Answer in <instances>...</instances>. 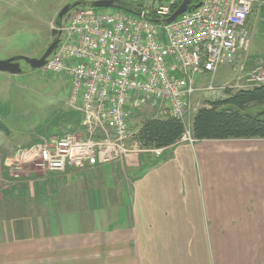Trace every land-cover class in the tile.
Wrapping results in <instances>:
<instances>
[{"label": "crops", "instance_id": "obj_1", "mask_svg": "<svg viewBox=\"0 0 264 264\" xmlns=\"http://www.w3.org/2000/svg\"><path fill=\"white\" fill-rule=\"evenodd\" d=\"M19 146L0 144V264H264V139L180 140L69 179L12 174Z\"/></svg>", "mask_w": 264, "mask_h": 264}, {"label": "built area", "instance_id": "obj_2", "mask_svg": "<svg viewBox=\"0 0 264 264\" xmlns=\"http://www.w3.org/2000/svg\"><path fill=\"white\" fill-rule=\"evenodd\" d=\"M145 1L135 3L133 12L82 7L57 29L61 40L43 70L67 75V103L79 113L80 129L19 148L18 164L64 172L133 161L139 154L160 158L165 148L142 147L136 139L133 119L145 109L153 117L181 119L186 125L181 140L196 141L191 120L209 105L198 107L195 98L220 91L218 68L249 51L247 19L256 0H202L171 22L166 20L183 0ZM197 76L209 80L200 84ZM258 80L256 85L264 83V77Z\"/></svg>", "mask_w": 264, "mask_h": 264}, {"label": "rangeland", "instance_id": "obj_3", "mask_svg": "<svg viewBox=\"0 0 264 264\" xmlns=\"http://www.w3.org/2000/svg\"><path fill=\"white\" fill-rule=\"evenodd\" d=\"M95 1L97 0H0V60L14 58L20 66V72L16 74L0 71V119L9 131L8 136L1 132L0 144H9L10 148L15 149L17 145L20 148L28 144L32 137L39 134L41 136L37 137L38 140L50 135L60 136L69 131L65 126L68 119H71V113L76 112L67 103L71 93V82L67 75L48 74L43 67L33 68L19 57L39 58L56 39L54 31L60 26L68 25L77 9L92 7ZM123 2L132 10H136L135 3L147 5L145 0H114L115 6H123ZM75 3L78 6L73 7ZM65 7H70V10L60 17ZM247 27L251 41L249 51L238 57L233 64L223 65L231 73L227 79L219 81L215 73V84L221 87L220 97L225 95L226 89L251 88L259 83V77H264V0L255 1L253 11L247 19ZM227 69L224 74H228ZM207 80L209 77H204L203 82L206 83ZM200 102V105L196 104L198 107L206 101ZM263 109L264 104L248 107L251 112ZM153 116L148 109L138 112L133 119L134 129H138L145 118ZM74 126L70 131L80 129V126ZM52 128L60 132L48 133L53 131ZM36 130L43 133L38 134ZM35 167L34 163H17L12 165L11 172L14 175L40 174ZM79 173L87 174V171ZM54 174L69 179L76 173L69 171Z\"/></svg>", "mask_w": 264, "mask_h": 264}, {"label": "trees", "instance_id": "obj_4", "mask_svg": "<svg viewBox=\"0 0 264 264\" xmlns=\"http://www.w3.org/2000/svg\"><path fill=\"white\" fill-rule=\"evenodd\" d=\"M201 1L192 0L191 6L195 7ZM117 7L133 12V8L126 7L124 2L123 6L118 4ZM256 104H264V83L247 89H226L224 98L209 101V107L197 110L191 121V135L196 140L264 139V109L248 111L249 106ZM0 130L8 131L1 121ZM185 131L186 125L181 119L147 117L141 122L136 139L142 147L167 148L179 142Z\"/></svg>", "mask_w": 264, "mask_h": 264}, {"label": "water", "instance_id": "obj_5", "mask_svg": "<svg viewBox=\"0 0 264 264\" xmlns=\"http://www.w3.org/2000/svg\"><path fill=\"white\" fill-rule=\"evenodd\" d=\"M192 0H183L181 4L177 7L175 12L166 20V22H171L184 12H186L190 8ZM78 6V3H75L73 7ZM93 7H99V8H114L115 6L114 0H97L92 3ZM200 6V3L197 4V7ZM70 10V7H65L62 12L60 13V17H62L65 13H68ZM54 34H57L56 39L52 44L48 46L44 54L40 58H28V57H19L21 60H24L26 63H30L31 67L33 68H42L46 62V59L52 54V52L55 50L56 46L59 43L61 31L55 30ZM16 59V58H15ZM0 71L2 72H8L11 74H16L20 72V66L18 62H15L14 58L1 61L0 60Z\"/></svg>", "mask_w": 264, "mask_h": 264}, {"label": "flooded vegetation", "instance_id": "obj_6", "mask_svg": "<svg viewBox=\"0 0 264 264\" xmlns=\"http://www.w3.org/2000/svg\"><path fill=\"white\" fill-rule=\"evenodd\" d=\"M45 51H46V50H45ZM45 51L42 52L41 56L44 54ZM41 56H40V57H41ZM40 57H39V58H40ZM21 61H24V60H21ZM15 62H16V61H15ZM29 65H31V64L29 63Z\"/></svg>", "mask_w": 264, "mask_h": 264}]
</instances>
